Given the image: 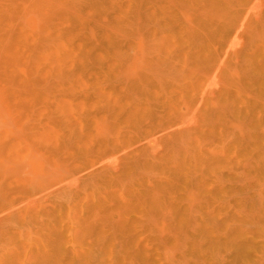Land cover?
Here are the masks:
<instances>
[{
  "label": "rangeland",
  "instance_id": "374dc122",
  "mask_svg": "<svg viewBox=\"0 0 264 264\" xmlns=\"http://www.w3.org/2000/svg\"><path fill=\"white\" fill-rule=\"evenodd\" d=\"M0 264H264V0H0Z\"/></svg>",
  "mask_w": 264,
  "mask_h": 264
}]
</instances>
